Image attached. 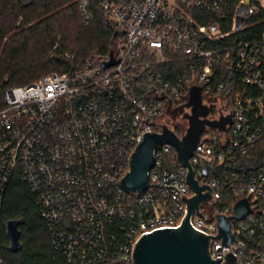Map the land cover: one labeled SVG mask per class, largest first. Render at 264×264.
I'll return each instance as SVG.
<instances>
[{"label": "built area", "instance_id": "obj_1", "mask_svg": "<svg viewBox=\"0 0 264 264\" xmlns=\"http://www.w3.org/2000/svg\"><path fill=\"white\" fill-rule=\"evenodd\" d=\"M94 1L76 0L87 23ZM98 1L122 32L114 65L74 66L17 87H5L0 76V217L21 173L68 264H133L137 241L180 226L194 193L168 144L155 151L145 192L128 193L121 181L146 135L162 125L175 131L167 110L185 104L196 85L206 118L232 115V122L223 132L207 127L190 159L199 184L211 188L200 205L205 217L194 213L191 223L212 237L213 258L221 249L236 264H264L260 0ZM144 77L155 85L149 98L136 94ZM230 192L236 203L249 201L250 213L232 220L233 241L223 246L213 237L217 215L234 216Z\"/></svg>", "mask_w": 264, "mask_h": 264}, {"label": "trees", "instance_id": "obj_2", "mask_svg": "<svg viewBox=\"0 0 264 264\" xmlns=\"http://www.w3.org/2000/svg\"><path fill=\"white\" fill-rule=\"evenodd\" d=\"M94 19L85 22L76 0H0V76L5 87L24 86L52 72H67L74 66L101 65L118 45L122 35L94 1ZM264 18V12L261 14ZM264 25L260 26V30ZM143 85V87H142ZM136 94L149 98L155 85L144 77ZM183 136L187 126L174 122ZM231 207L237 201L227 195ZM19 221L22 248L9 250L7 223ZM0 256L5 264H68L53 245L47 222L42 217L25 177L12 179L0 217Z\"/></svg>", "mask_w": 264, "mask_h": 264}, {"label": "water", "instance_id": "obj_3", "mask_svg": "<svg viewBox=\"0 0 264 264\" xmlns=\"http://www.w3.org/2000/svg\"><path fill=\"white\" fill-rule=\"evenodd\" d=\"M116 62L111 53L110 59L103 62L102 66L110 67ZM183 108H190L189 113L185 112L182 115L183 119L188 121L184 135L178 136L168 125H162L161 132L146 135L132 156L130 168L122 179L121 186L128 193L145 192L149 186L150 171L155 163V151L168 144L176 151L179 164L187 169V183L194 193L192 197L186 199L188 214L178 227L158 229L143 235L135 245L133 264H236V256L232 253L222 254L221 249H218V257L213 258L210 252L212 237L195 229L190 220L194 213L205 217L200 211V205L207 202L211 194L208 185L199 184L190 159L206 128H216L223 132L227 124L232 122V115L221 117L217 121L206 118L210 111L202 104L201 88L196 85L190 88L188 101L185 104L175 109L169 107L167 112L174 117L177 112L182 113ZM249 213V201L244 198L234 205V216L217 215L219 231L213 239L221 240L223 246L231 244L232 220H242ZM19 224L17 220L7 223L11 252H18L22 248Z\"/></svg>", "mask_w": 264, "mask_h": 264}, {"label": "flooded vegetation", "instance_id": "obj_4", "mask_svg": "<svg viewBox=\"0 0 264 264\" xmlns=\"http://www.w3.org/2000/svg\"><path fill=\"white\" fill-rule=\"evenodd\" d=\"M177 107L178 106L174 105V107H172V109H175ZM187 110H188V108H183V112L182 113L181 112H177V114L174 117L170 116L169 117L170 123H173L175 121H177V122L181 121L184 125H186L188 127V122L186 120H183V118H182L183 113H185Z\"/></svg>", "mask_w": 264, "mask_h": 264}, {"label": "rangeland", "instance_id": "obj_5", "mask_svg": "<svg viewBox=\"0 0 264 264\" xmlns=\"http://www.w3.org/2000/svg\"><path fill=\"white\" fill-rule=\"evenodd\" d=\"M260 3L262 4V6L264 7V0H260ZM183 118V117H182ZM184 120V119H183ZM187 121V120H186ZM188 122V121H187ZM170 124V122H169Z\"/></svg>", "mask_w": 264, "mask_h": 264}]
</instances>
